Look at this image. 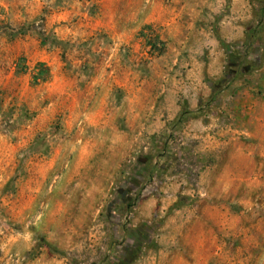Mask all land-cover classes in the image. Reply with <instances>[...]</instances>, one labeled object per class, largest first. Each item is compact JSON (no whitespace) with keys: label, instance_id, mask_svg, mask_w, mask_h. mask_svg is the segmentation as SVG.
<instances>
[{"label":"rangeland","instance_id":"374dc122","mask_svg":"<svg viewBox=\"0 0 264 264\" xmlns=\"http://www.w3.org/2000/svg\"><path fill=\"white\" fill-rule=\"evenodd\" d=\"M168 3L0 0V264H264V0L170 119Z\"/></svg>","mask_w":264,"mask_h":264},{"label":"crops","instance_id":"0c3cea01","mask_svg":"<svg viewBox=\"0 0 264 264\" xmlns=\"http://www.w3.org/2000/svg\"><path fill=\"white\" fill-rule=\"evenodd\" d=\"M149 10L139 23L156 20L160 24L161 38L168 42L161 57L165 68L162 78L167 76L166 72H174L173 89L168 91L160 115L170 119L177 115L184 100L194 110L199 100L208 97L204 74H217L223 59L214 33L225 41L241 38V24L250 18V4L249 0H169L161 10V18L156 19ZM180 72H185V76Z\"/></svg>","mask_w":264,"mask_h":264}]
</instances>
